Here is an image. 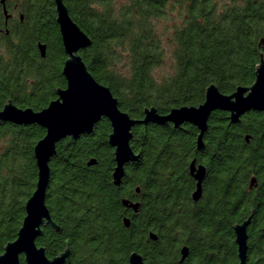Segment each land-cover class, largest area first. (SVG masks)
Listing matches in <instances>:
<instances>
[{"label": "trees", "instance_id": "obj_1", "mask_svg": "<svg viewBox=\"0 0 264 264\" xmlns=\"http://www.w3.org/2000/svg\"><path fill=\"white\" fill-rule=\"evenodd\" d=\"M62 1L91 40L80 52L87 71L131 119L150 107L159 115L198 107L211 84L231 95L254 83L264 1ZM20 28L0 42V111L10 100L38 112L66 87V56L58 27L41 37L32 32L39 23ZM38 42L47 45L44 58ZM207 125L201 151L191 125L135 126L130 147L139 160L124 167L118 188L106 119L89 135L59 142L45 200L59 230L45 227L36 246L48 259L68 250L65 264H129L132 253L143 264H239L233 228L253 213L246 264H264V115L250 112L233 125L217 111ZM44 136L37 125L0 123V254L25 217L37 182L33 150ZM91 159L96 165L88 167ZM193 160L206 171L197 203L190 199ZM122 200L138 203L137 212ZM183 247L188 256L181 262Z\"/></svg>", "mask_w": 264, "mask_h": 264}, {"label": "water", "instance_id": "obj_2", "mask_svg": "<svg viewBox=\"0 0 264 264\" xmlns=\"http://www.w3.org/2000/svg\"><path fill=\"white\" fill-rule=\"evenodd\" d=\"M54 6L56 23L66 56L62 68L66 87L56 90V99L41 111L17 108L10 100L0 111V123L16 126L37 125L45 130V136L37 142L33 150L37 167L35 190L25 203V217L16 239L8 243L0 254V264H20V259L24 264H65L69 256V251L65 250L53 259H48L45 250L36 246V240L42 236L45 227L49 226L54 231L59 230L51 220L45 205L50 181L49 163L59 142L67 138L76 140L83 135H89L96 124L106 119L111 127L107 142L113 149L115 163L111 178L113 185L118 188L125 174L124 167L139 160V155L130 147L135 126L172 125L174 129H180L183 125H191L198 131L196 149L201 151L212 113L217 111L228 113L229 121L233 125L238 124L241 117L250 112L264 115V60L260 56L255 68L254 83L249 87H237L231 95H223L211 84L206 88L204 102L198 107L172 109L166 115H159L155 108L150 107L143 110L142 119H131L127 113L120 111L118 102L109 89L100 85L87 71L80 52L91 46V40L72 21L62 0H54ZM261 44L264 45L263 39ZM38 48L40 56L44 58L45 46L40 44ZM95 165L94 159L87 163L88 167ZM189 175L196 182L191 198L193 202H197L202 196L205 168L202 165L196 167L193 160L189 165ZM135 191L139 192L138 189ZM122 205L134 213L138 210V203L122 200ZM252 215L253 213L242 224L233 228L239 264H246L247 261V229ZM123 226L128 228L130 220L124 218ZM149 238L156 241L154 234H150ZM180 254V261L183 262L188 256V249L183 247ZM128 262L143 264V259L139 254L132 253Z\"/></svg>", "mask_w": 264, "mask_h": 264}, {"label": "flooded vegetation", "instance_id": "obj_3", "mask_svg": "<svg viewBox=\"0 0 264 264\" xmlns=\"http://www.w3.org/2000/svg\"><path fill=\"white\" fill-rule=\"evenodd\" d=\"M217 1H221V0H217ZM223 1H264V0H223ZM35 14H37L36 17L34 16ZM30 21L33 23H39V28L32 30L35 36L41 37V36H49L53 34L56 27H58L56 23L54 0H0V42L3 41L5 38L9 37L12 34V31H14L15 34L17 35H20L21 33L18 32V30H21L20 27L25 26V24L30 23ZM40 44L45 46V52H46L47 45L42 42H38L36 44L37 53H39L38 45ZM1 49L2 46L0 45V50ZM260 56H262L264 60V45H262L261 42L259 44V60H260ZM195 166L198 167L199 165L196 164L195 162ZM189 177L194 184V189L191 192L192 194L195 190L196 182L190 175ZM191 194H190V199L192 201Z\"/></svg>", "mask_w": 264, "mask_h": 264}]
</instances>
